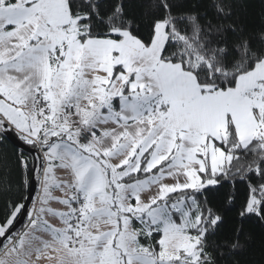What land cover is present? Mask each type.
Returning a JSON list of instances; mask_svg holds the SVG:
<instances>
[{"label": "snow or ice", "instance_id": "snow-or-ice-1", "mask_svg": "<svg viewBox=\"0 0 264 264\" xmlns=\"http://www.w3.org/2000/svg\"><path fill=\"white\" fill-rule=\"evenodd\" d=\"M231 7L0 0V137L23 146L0 264H217L243 247V221H264V29ZM237 182L241 227L220 238L209 197Z\"/></svg>", "mask_w": 264, "mask_h": 264}, {"label": "trees", "instance_id": "trees-1", "mask_svg": "<svg viewBox=\"0 0 264 264\" xmlns=\"http://www.w3.org/2000/svg\"><path fill=\"white\" fill-rule=\"evenodd\" d=\"M191 6L197 0H182ZM233 19L249 32H258L264 29V0H229ZM130 14L140 18L147 10L146 5L150 0H125ZM147 27V20L141 21L142 31ZM16 141L14 134L9 133ZM21 145V143H20ZM21 147H23L21 145ZM20 148H15L11 138L0 137V217L3 216L7 196L4 194L7 188L15 190V186L21 179L20 168L17 162ZM245 186L237 182L233 187L229 184L220 189L209 198L213 207H219L225 221L219 232V237L231 238L233 230L241 227L239 224L240 206L245 195ZM228 193H235V200L229 204L225 201ZM240 242L243 247L235 250H224L223 255H217V264H264V221L257 217L245 219L240 232Z\"/></svg>", "mask_w": 264, "mask_h": 264}, {"label": "water", "instance_id": "water-1", "mask_svg": "<svg viewBox=\"0 0 264 264\" xmlns=\"http://www.w3.org/2000/svg\"><path fill=\"white\" fill-rule=\"evenodd\" d=\"M6 137L11 138V140H12V142H13L15 148H20V149L22 148L21 145H20V142H19V141H16V140L14 139V137H12L10 134H7ZM30 191H32L33 195L35 194L34 189H30ZM20 226H21L20 224L17 225L18 228H19Z\"/></svg>", "mask_w": 264, "mask_h": 264}]
</instances>
